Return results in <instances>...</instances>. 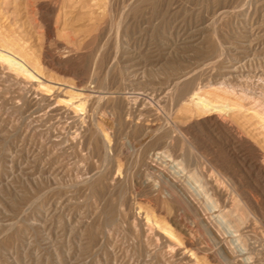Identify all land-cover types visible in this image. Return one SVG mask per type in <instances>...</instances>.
Returning <instances> with one entry per match:
<instances>
[{
  "label": "rangeland",
  "instance_id": "374dc122",
  "mask_svg": "<svg viewBox=\"0 0 264 264\" xmlns=\"http://www.w3.org/2000/svg\"><path fill=\"white\" fill-rule=\"evenodd\" d=\"M13 1L0 2V28L2 27L4 31L1 30L0 33L8 34L10 38L8 39L11 41H17L23 53L29 51L25 53L26 58L28 54L31 59H27L31 63L34 62L32 65L36 64V66H29L38 72L33 77L36 81L28 75H22L19 71L14 72L13 69L0 65V68L2 67L0 69V264H192L189 257L184 258L166 247L168 240L165 239L168 236L159 231L157 226L153 227L151 223H148L149 225L144 223L146 222L145 212L151 213L153 206L149 203L150 201L148 202L151 192L143 187V182L151 172L147 176L145 168L135 164L139 147L134 144L140 141L143 147H147L148 144V148H152L158 142L157 145L161 151L177 149L188 160L190 159V162L203 164L198 169L199 172L207 176L211 174L215 179L223 175H219L214 170L211 171L207 162L218 163L220 160L219 163L223 161L231 163V168L228 170L230 173H228L233 181L236 177H238L237 181H243L245 189L249 188L248 192L252 191V196H255L260 204L257 218L250 217L248 213L246 240H248V258L253 264H264V180L252 166L253 161L260 156L264 157V147L260 145L263 142L257 145L256 136L254 138L252 134L255 131L250 132L252 127L249 123L242 122L243 119L240 118L236 120L235 126L242 129L244 142L247 144L246 150H243L232 136L223 133L218 127L216 130L208 131L199 126L191 130L192 135L189 137L190 142L201 148V151L197 153L183 138L177 136L178 132L174 134L175 126L171 124L175 120L188 122L193 118L196 120L201 117L192 113L191 119V113L187 114L184 109L182 110L180 103L178 104L181 106L176 105L186 93L185 97L189 98L191 95L189 87L190 90L196 89L195 92L212 100H217V95L222 91L231 90L232 92L228 91V98L236 96V98L244 99L247 96L250 100L248 101L246 97L244 100L247 103L250 102V105L254 103V106L257 105L264 110V1ZM21 4L23 6H20ZM25 9L26 14L29 13L30 16H26ZM17 10L22 11L19 13ZM220 12L223 14L220 15ZM11 29H14L13 32ZM9 32L14 38L9 35ZM72 50L74 51L71 52ZM68 56H72V60H69L71 58H67ZM207 63L209 66L204 65ZM193 72H198L194 74L196 78ZM181 73L184 74L181 84L177 86L179 89L175 87L176 90L173 91L171 82L178 76L181 77ZM188 75L189 78L186 77ZM191 84H194L193 89ZM183 88H186L185 92ZM70 90L83 94V108H75L65 99V95L67 96ZM181 90L183 94L180 93ZM167 92L170 93L167 94ZM178 92L182 98L180 94H177ZM178 96L180 98H177ZM58 102L59 108H57ZM89 103L90 107H88ZM115 109H117L116 112ZM115 114L120 115L118 118L121 119L119 120ZM183 114L186 115L183 116ZM114 116L116 119L112 118ZM170 119L173 120L170 121ZM112 120L114 123H111ZM106 122L109 124L108 127ZM91 123L96 125L94 124L93 127ZM135 123L136 126H134ZM161 125L164 130L160 128ZM188 125L190 126L188 123L186 127H189ZM149 128L151 130L158 128L161 131L159 133L157 130V133L149 134ZM131 131L132 134H130ZM76 132L78 134H75ZM96 132L99 133L96 135ZM158 137H162L161 140ZM250 137H253V142ZM123 140H126V144ZM91 142H93L92 147ZM225 145L229 146L230 153L225 149ZM109 148L113 150H108ZM244 160L245 169H240L238 163ZM113 161L117 162L114 163L115 166ZM137 172L139 174H136ZM106 173L108 176L105 175ZM133 173L135 175H131ZM257 183L262 186L263 192L255 188ZM235 190L238 191L236 185ZM134 195L137 196L136 200ZM115 203L119 204V207L114 205ZM135 203H138L139 207ZM123 205H125L124 208ZM149 207L151 209L148 210ZM187 212L181 211V215L186 218L187 223H191L195 212L194 210ZM240 213L246 215L245 210H241ZM135 214L136 217H134ZM197 223L196 221L194 227L197 240L203 245L214 247L207 229ZM147 228L155 230L159 243L147 235L149 234Z\"/></svg>",
  "mask_w": 264,
  "mask_h": 264
},
{
  "label": "bare ground",
  "instance_id": "6f19581e",
  "mask_svg": "<svg viewBox=\"0 0 264 264\" xmlns=\"http://www.w3.org/2000/svg\"><path fill=\"white\" fill-rule=\"evenodd\" d=\"M3 1V0H2ZM2 1H0L2 3ZM16 0H14L13 2H15ZM33 1V0H32ZM39 1V0H38ZM43 1V0H41ZM59 1V0H58ZM73 1V0H72ZM78 1V0H77ZM82 1V0H81ZM101 1V0H100ZM264 1V0H263ZM18 2V0H17ZM26 2V1H25ZM24 2V3H25ZM37 2V0H36ZM70 2V1H69ZM110 2V1H109ZM0 3V4H1ZM23 3V4H24ZM35 3V2H33ZM58 3V2H57ZM80 3V2H79ZM88 3V2H87ZM15 4V3H14ZM17 4V3H16ZM30 4V3H29ZM32 4V3H31ZM41 4V3H40ZM43 4V3H42ZM25 5V4H24ZM56 5V4H55ZM59 4H57L58 6ZM69 5V4H68ZM77 5V4H76ZM92 5V4H91ZM151 5V4H150ZM155 5V4H154ZM20 6H23L22 4ZM41 6V5H39ZM48 6V5H47ZM46 6V8H47ZM74 6V5H73ZM78 6V5H77ZM88 6V5H87ZM98 6V5H96ZM15 7V5H14ZM13 7V8H14ZM33 7V6H32ZM105 7V6H104ZM26 8V6H25ZM52 8V7H51ZM50 8V9H51ZM129 8V7H128ZM17 9V6H16ZM18 9H20V7L18 6ZM22 9V8H21ZM24 9V8H23ZM28 9V8H27ZM31 9V8H29ZM76 9V8H75ZM103 9V8H102ZM121 9V8H120ZM35 10V9H34ZM53 10V9H52ZM55 10V9H54ZM85 10V9H83ZM94 10V9H92ZM131 10V9H130ZM16 11V10H15ZM20 11V10H19ZM17 10V12H19ZM22 11V10H21ZM20 11V12H21ZM41 11V10H40ZM75 11V10H73ZM81 11V10H80ZM198 11V10H197ZM220 11V10H219ZM1 12V10H0ZM19 12V13H20ZM68 12V11H67ZM84 12V11H83ZM105 12V11H104ZM137 12V11H136ZM14 14V12H12ZM18 13V14H19ZM41 13V12H40ZM64 13V12H63ZM17 14V13H16ZM15 14V15H16ZM25 14H26V9H25ZM80 14V13H79ZM85 14V13H84ZM223 12H220V15H222ZM1 15V14H0ZM3 15V14H2ZM8 15V14H7ZM11 15V14H10ZM29 15L26 14V16ZM31 15H33L31 13ZM105 15V14H104ZM132 15V14H130ZM165 15V14H164ZM226 15V14H225ZM25 16V15H24ZM30 16V15H29ZM68 16V15H67ZM103 16V15H102ZM34 17V16H33ZM70 17V16H69ZM36 18V16H35ZM43 18V17H42ZM41 15H40V19ZM45 18V17H44ZM49 18V17H48ZM78 18V17H77ZM99 18V17H98ZM107 18V17H106ZM15 19V18H14ZM64 19V18H63ZM88 19V18H87ZM1 20V19H0ZM18 20V19H17ZM24 20V19H23ZM35 20V19H34ZM102 20V19H101ZM132 20V19H131ZM6 21V20H5ZM12 21V20H11ZM49 21V20H48ZM58 21V20H57ZM111 21V20H110ZM19 22V21H18ZM51 22V21H50ZM90 22V21H89ZM88 22V23H89ZM11 23V22H10ZM29 23V22H28ZM39 23V22H38ZM41 23V22H40ZM44 23V22H43ZM47 23V21H46ZM228 23V22H227ZM252 23V22H251ZM5 24V23H4ZM12 24V23H11ZM9 24V25H11ZM66 24V23H65ZM64 24V25H65ZM146 24V23H145ZM14 25V24H13ZM47 25V24H45ZM50 25V23H49ZM68 25V24H67ZM74 25V23H73ZM216 25V24H215ZM3 26V25H2ZM5 26V25H4ZM12 26V25H11ZM22 26V25H21ZM20 26V27H21ZM39 26V25H38ZM89 26V25H88ZM101 26V25H100ZM107 26V25H106ZM24 27V26H23ZM51 27V26H50ZM49 27V28H50ZM102 27V26H101ZM4 28V27H3ZM22 28V27H21ZM21 28H19L21 30ZM48 28V27H47ZM120 28V27H119ZM6 29V28H5ZM9 29V28H8ZM30 29V28H29ZM110 29V28H109ZM2 29V27L0 28V31ZM13 32L14 29H11ZM17 30V29H16ZM105 30V29H104ZM7 32V31H6ZM39 32V31H38ZM25 33V32H24ZM30 33V32H29ZM47 33V32H46ZM28 34V33H27ZM8 34H1L0 33V65L5 66V68L8 69H13V71H19V73L21 72L22 75H28L29 77H35V75L37 74L36 69H31L29 65H32V63H34L32 61L27 59L31 57H28L27 54V58H26V54L29 51L23 53V49L21 48V45H17V41H11L9 40V36H7ZM10 35V32H9ZM16 35V34H15ZM95 35V34H94ZM12 37V35H10ZM25 36V35H22ZM31 36V35H30ZM178 36V35H177ZM16 37V36H15ZM38 37V36H37ZM9 38V39H8ZM14 38V36L12 37ZM11 38V39H12ZM24 38V37H23ZM39 38V37H38ZM88 38V37H87ZM17 39V38H16ZM15 39V40H16ZM89 39V38H88ZM87 39V40H88ZM102 39V38H101ZM85 40V39H84ZM32 41V40H31ZM30 41V42H31ZM34 41V40H33ZM22 42V41H21ZM25 42V41H24ZM23 42V43H24ZM29 42V43H30ZM34 43V42H33ZM28 44V43H27ZM35 44V43H34ZM79 44V43H78ZM84 44V43H83ZM259 44V43H258ZM30 45V44H29ZM69 45V44H67ZM219 45V44H218ZM66 46V44H65ZM86 46V45H85ZM32 47V46H31ZM221 47V46H220ZM249 47V46H248ZM23 48H25L23 46ZM27 48V47H26ZM69 48V47H67ZM33 49V48H32ZM25 50V49H24ZM27 50V49H26ZM25 50V51H26ZM224 50V49H223ZM74 50H72L71 52H73ZM222 51V50H221ZM75 53V52H74ZM222 53V52H221ZM68 54V53H67ZM70 54V52H69ZM57 55V54H56ZM73 55V53H72ZM223 55V54H222ZM54 56V55H53ZM58 56V55H57ZM62 56V55H61ZM76 56L77 53H76ZM75 56V57H76ZM39 57V56H38ZM59 57V56H58ZM72 56H68L67 58H71ZM192 57V56H191ZM213 57V56H212ZM219 57V56H218ZM218 57L216 58L218 60ZM239 57V56H238ZM33 58V57H32ZM60 58V57H59ZM66 58V57H65ZM78 59V57H76ZM84 58V57H83ZM41 59V58H40ZM58 59V58H57ZM211 59V58H210ZM214 59V58H213ZM34 61H36L35 59H32ZM60 60V59H59ZM62 60V59H61ZM69 60H72L69 59ZM207 60V59H206ZM74 61V60H73ZM208 61V60H207ZM219 61V60H218ZM217 61V62H218ZM37 62V61H36ZM31 63V64H30ZM68 63V62H67ZM102 63V62H101ZM38 64V63H37ZM74 64V63H73ZM77 64V63H76ZM213 64H215L213 62ZM105 65V64H104ZM204 65H208L204 64ZM32 66H36L32 65ZM209 66V65H208ZM207 66V67H208ZM39 67V66H38ZM200 67V66H199ZM203 67V66H202ZM201 67V68H202ZM205 67V66H204ZM2 68V67H1ZM0 68V69H1ZM4 68V67H3ZM198 69V68H197ZM204 69V68H203ZM205 69H207L205 67ZM3 70V69H2ZM41 70V69H40ZM104 70V69H103ZM195 70V69H193ZM232 70V68H231ZM234 70V68H233ZM12 71V70H11ZM198 72L200 70H197ZM5 72V71H4ZM88 72V71H87ZM86 72V73H87ZM190 72V71H189ZM197 72V73H198ZM202 72V71H201ZM3 73V72H2ZM17 73V72H16ZM20 73V74H21ZM196 73V72H195ZM193 72V76L195 74ZM196 73V74H197ZM18 74V73H17ZM43 74V72H42ZM182 74V73H181ZM184 74V73H183ZM183 74L181 77L178 76V78H176L175 80H173V83L171 87L173 91H175V87L179 86L182 82L183 79ZM227 74V73H226ZM19 75V74H18ZM22 75L20 76L22 78ZM40 75V74H39ZM85 75V74H84ZM186 75V74H185ZM43 76V75H42ZM46 76V75H45ZM52 76V75H51ZM50 76V77H51ZM174 76V75H173ZM177 76V74H176ZM192 76V74L190 75ZM189 75L186 77H190ZM197 76V75H196ZM41 77V75H40ZM175 77V76H174ZM195 77V76H194ZM193 77V78H194ZM43 78V77H42ZM52 78V77H51ZM187 78V79H188ZM196 78V77H195ZM194 78V79H195ZM9 79V78H8ZM34 79V78H33ZM55 79V78H53ZM86 79V78H85ZM191 79V80H194ZM19 80V79H18ZM17 80V81H18ZM29 80V79H28ZM32 80V79H31ZM30 80V81H31ZM36 80V79H34ZM44 79H42L43 81ZM67 80V79H66ZM87 80V79H86ZM37 81V80H36ZM46 81V79H45ZM49 81V80H48ZM167 81V80H166ZM165 81V82H166ZM185 81V80H184ZM34 82V81H33ZM39 82V81H38ZM47 82V81H46ZM58 82V81H57ZM72 82V81H71ZM188 82H190L188 80ZM193 82V81H191ZM35 83V82H34ZM103 83V82H102ZM169 83V82H168ZM187 83V82H186ZM194 83V82H193ZM263 83V82H261ZM36 84V83H35ZM43 84V83H42ZM46 84V83H45ZM50 84V83H49ZM55 84V83H54ZM60 84V83H59ZM76 84V83H75ZM188 84V83H187ZM198 84V83H197ZM196 84V85H197ZM28 85V84H27ZM37 85V84H36ZM40 86V84H38ZM56 85H58V83H56ZM61 85V84H60ZM66 85V84H65ZM73 85V83H72ZM171 85V84H170ZM192 85V84H191ZM238 85V84H237ZM2 86V85H1ZM43 86V85H42ZM64 86V85H63ZM98 86V84H97ZM183 86V85H181ZM180 86V87H181ZM194 84L191 86L193 89ZM200 86V85H199ZM242 86V85H241ZM34 87V86H33ZM48 87V86H47ZM66 87V86H65ZM76 88V86H74ZM73 87V88H74ZM82 87V86H81ZM84 87V86H83ZM162 87V86H161ZM160 87V88H161ZM166 87V86H165ZM164 87V88H165ZM184 87V86H183ZM186 87V86H185ZM51 88V87H50ZM55 88V87H54ZM68 88V87H66ZM103 88V87H102ZM178 88V87H177ZM187 88V87H186ZM185 88V89H186ZM200 88V87H199ZM38 89V88H37ZM60 89V88H59ZM62 89V88H61ZM70 89V88H69ZM86 89V87H85ZM98 89V88H97ZM113 89V88H112ZM163 89V88H162ZM169 89V88H168ZM175 89V90H174ZM179 89V88H178ZM181 89V88H180ZM185 89L183 88L184 92ZM203 89V88H201ZM200 89V90H201ZM225 89V88H224ZM28 90V89H27ZM48 89L46 88V91ZM54 90V89H52ZM51 90V91H52ZM76 90V89H75ZM79 90V89H78ZM84 90V89H83ZM183 90L180 91L181 94H183ZM188 90L191 92V95L189 96V98L185 97L182 98V95L178 92L177 94L181 96L182 99H178L179 102H177L176 105H180L182 107V110L184 109L187 114L189 113H193L196 114L197 116H201L200 118L198 117V119L196 118V120L193 118V120L190 121H186L183 122L181 120H175L173 121L171 124H174L175 126V132H178L180 136V138H183V140L189 145V147L195 151V152H200L201 148L196 146V144L194 145L192 142H190L189 137L192 135V129L194 127L198 128L199 126H201L202 128H205L208 131H212V130H216V128L218 127V129H220L223 133L227 134L228 136H232L234 138V140H236V143L239 144V146L243 149L246 150L247 149V144L244 142V135L242 133V129L240 130L237 126V122L236 120L242 118V122H247L249 123V125L252 127L250 128V132L251 131H255L254 133V138L256 136V141H257V145H259L258 143H262L260 144L262 145L261 147H264V110L260 109V107L258 108V106H254L250 105V102L247 103L246 97L244 99L242 98H228V94L229 92H232L231 90H224L221 93H219L217 95V100H212L206 96H202L199 92H195L196 89L190 90V87L188 88ZM199 90V89H198ZM37 91V90H36ZM57 91V90H56ZM86 91V90H85ZM92 91V90H90ZM162 91V90H161ZM172 91V92H173ZM209 91V90H208ZM217 91V89H216ZM229 91V92H228ZM247 91V90H246ZM48 92V91H47ZM63 92V90H62ZM67 92V91H66ZM69 92V91H68ZM88 92V91H87ZM110 92V91H109ZM171 92V91H170ZM170 92H167L170 93ZM188 92V93H190ZM58 93V92H57ZM96 93V92H95ZM159 93V92H158ZM244 93V92H243ZM66 94V93H65ZM176 94V95H177ZM233 94V93H232ZM231 94V95H232ZM264 94V93H263ZM64 95V94H63ZM89 95V94H88ZM154 95V94H153ZM160 95V94H158ZM170 95V94H169ZM168 95V96H169ZM24 96V95H23ZM163 96V95H162ZM175 95H173L174 97ZM243 96V95H242ZM58 97V95H57ZM65 99L69 102L72 103V106L74 105L75 108H81L83 106V94L79 93V92H75L70 90L69 94H67V96L65 95ZM85 97V96H84ZM171 97V96H169ZM172 97V98H173ZM241 97V96H240ZM159 98V97H158ZM166 98V97H165ZM177 98H180L179 96ZM251 98V97H250ZM57 99V98H56ZM60 99V98H58ZM63 99V98H61ZM86 99V98H84ZM100 99V98H99ZM175 99V98H174ZM248 99V97H247ZM78 100V101H76ZM92 100V99H90ZM94 100V99H93ZM112 100V98H111ZM177 101V99H175ZM252 100V98H251ZM255 100V99H254ZM64 101V100H62ZM97 101V100H96ZM175 101V102H176ZM248 101H250L248 99ZM257 101V100H256ZM264 101V99H263ZM91 102V101H90ZM108 102V101H107ZM169 102V101H168ZM262 102V101H260ZM51 102H49L50 104ZM57 103V101H56ZM88 103V102H87ZM110 103V102H109ZM180 103V104H178ZM251 103V104H252ZM96 104V103H95ZM261 104V103H260ZM17 105V104H16ZM59 105V102L57 104V108ZM62 105V104H61ZM66 105V104H65ZM85 105V104H84ZM87 105V104H86ZM98 105V104H97ZM112 105V104H111ZM174 105V104H173ZM262 105V104H261ZM56 106V105H55ZM69 106V105H68ZM119 106V104H118ZM263 106V105H262ZM51 107V106H50ZM53 107V106H52ZM62 107V106H61ZM66 107V106H65ZM71 107V106H70ZM90 107V103L89 106ZM113 107V106H112ZM173 107V106H172ZM178 107V106H177ZM49 108V107H48ZM56 108V109H57ZM68 108V107H67ZM83 108V107H82ZM87 108V107H86ZM129 108V107H128ZM31 109V108H30ZM54 109V107H53ZM52 109V110H53ZM65 109V108H63ZM62 109V110H63ZM69 109V108H68ZM67 109V110H68ZM73 109V108H72ZM113 109V108H112ZM47 110V109H46ZM61 110V111H62ZM71 110V109H70ZM85 110V109H84ZM88 110V108H87ZM117 109H115L116 112ZM175 110V109H174ZM178 110V108L176 109ZM69 111V110H68ZM81 111V110H80ZM89 111V110H88ZM113 111V110H112ZM120 111V110H118ZM144 111V110H143ZM71 112V111H70ZM79 112V111H77ZM76 112V113H77ZM178 112V111H177ZM189 112V113H188ZM49 113V112H48ZM52 113V112H51ZM57 113V111H56ZM61 113V112H60ZM176 113V112H175ZM182 113V112H181ZM180 113V114H181ZM185 113V112H184ZM42 114V112H41ZM46 114V113H45ZM69 114V113H68ZM74 114V112H73ZM80 114V113H79ZM114 114V113H113ZM112 114V115H113ZM117 114V113H116ZM115 114V116H116ZM124 114V113H123ZM130 114V113H129ZM142 114V113H141ZM140 114V115H141ZM190 117L192 119L193 114ZM57 115V114H56ZM72 115V113L70 114ZM68 115V116H70ZM85 115V114H84ZM176 115V114H175ZM186 114H183V116ZM55 116V115H54ZM75 116V115H74ZM78 116V113H77ZM112 117L113 119L115 118ZM120 117V115H118ZM118 116H116L118 118ZM124 116V115H122ZM134 116V115H133ZM142 116V115H141ZM76 117V116H75ZM85 117V116H84ZM137 117V116H135ZM178 117H179V113H178ZM182 117V116H181ZM188 117V115H187ZM88 118V117H87ZM92 118V117H91ZM111 119V117H110ZM109 119V120H110ZM116 119V118H115ZM119 119V118H118ZM121 119V118H120ZM119 119V120H120ZM124 119V118H123ZM122 119V120H123ZM133 119V118H132ZM136 119V118H135ZM145 119V118H144ZM157 119V118H156ZM188 119H190L188 117ZM103 120V119H102ZM106 120V118H105ZM134 120V119H133ZM173 119H170V121ZM199 120H201L199 122ZM113 121V120H112ZM124 121V120H123ZM132 121V120H131ZM129 121V122H131ZM98 122V121H97ZM102 122V121H101ZM105 122V121H104ZM136 122V121H135ZM148 122V121H147ZM236 122V123H235ZM244 122V123H245ZM110 123V122H109ZM111 123H114L111 122ZM110 123V124H111ZM116 123V122H115ZM132 123V122H131ZM158 123V122H157ZM164 123V122H163ZM190 124L189 127H186L187 124ZM235 123V124H234ZM243 123V124H244ZM81 124V123H80ZM95 124V123H94ZM93 124V125H94ZM108 123L106 122V125ZM117 124V123H116ZM115 124V125H116ZM119 124V123H118ZM139 124V123H138ZM141 124V123H140ZM139 124V125H140ZM159 124V123H158ZM92 125V123L90 124ZM92 125V126H93ZM96 125V124H95ZM94 125V126H95ZM105 125V123H104ZM128 125V123H127ZM130 125V123H129ZM137 125V127L139 126ZM146 125V124H145ZM156 125V123H155ZM239 125V123H238ZM248 125V126H249ZM66 126V125H65ZM68 126V125H67ZM71 126V125H70ZM93 126V127H94ZM109 126V124L107 125V127ZM136 126V123L135 125ZM133 126V127H134ZM153 126V125H151ZM157 126V125H156ZM169 126V125H168ZM247 126V125H246ZM247 126V127H248ZM100 127V126H98ZM111 127V126H110ZM109 127V128H110ZM126 128V126H124ZM123 127V128H124ZM131 127V126H130ZM129 127V128H130ZM140 127V126H139ZM164 127V126H163ZM239 127L241 128V126L239 125ZM246 127V128H247ZM102 128V127H101ZM114 128V125H113ZM132 128V127H131ZM146 128V127H145ZM148 128V127H147ZM154 128V127H153ZM162 128V125L160 127ZM170 128V127H169ZM201 128V129H202ZM245 128V127H243ZM40 129V128H39ZM73 129V128H72ZM98 129V128H96ZM127 129V128H126ZM142 129V128H141ZM144 129V128H143ZM160 129V131H161ZM101 130V129H100ZM103 130V129H102ZM101 130V131H102ZM118 130V129H117ZM121 130V129H120ZM124 130V129H123ZM133 130V129H132ZM136 130V129H135ZM158 130V128H155L154 130L149 128L148 133L152 134L153 132H156ZM164 130V129H163ZM162 130V131H163ZM248 129H246L247 131ZM92 130H90L91 132ZM98 131V130H97ZM106 130L104 129V133ZM110 131V130H109ZM115 131V130H114ZM125 131V130H124ZM128 131V130H127ZM138 133H140L138 130H136ZM160 131L158 130V132L160 133ZM173 131V129L171 130ZM198 131V130H197ZM201 131V130H200ZM82 132V131H81ZM85 132V131H84ZM87 132V131H86ZM108 132V130H107ZM121 132V131H120ZM144 132V131H143ZM142 134H146V132H144ZM169 132V131H167ZM203 132V130H202ZM62 133V132H61ZM92 133V132H91ZM94 133V132H93ZM99 132H96V135ZM102 133V132H101ZM113 133V132H112ZM118 133V132H117ZM129 133V131H128ZM127 133V134H128ZM134 133V132H133ZM157 133V132H156ZM155 133V134H156ZM173 133V132H172ZM209 133V132H208ZM211 133V132H210ZM214 133V132H213ZM219 133V132H218ZM75 134H78V132H76ZM88 134V133H87ZM110 134V133H109ZM115 134V132H114ZM132 134V131L131 133ZM129 134V135H130ZM137 134V133H134ZM133 134V135H134ZM166 134V133H165ZM170 134V133H169ZM204 134V133H203ZM222 134V133H220ZM245 134V133H244ZM248 134V133H247ZM250 134V133H249ZM248 134V135H249ZM65 135V134H64ZM95 135V136H96ZM100 135V134H99ZM104 135V134H103ZM113 135V134H112ZM111 135V136H112ZM129 135H126L127 137ZM154 135V134H153ZM172 135V134H171ZM195 135V133H194ZM209 135V134H207ZM204 135V136H207ZM218 135V134H217ZM92 136V134L90 135ZM101 136V135H100ZM99 136V137H100ZM116 136V134H115ZM138 136V135H135ZM156 136V135H155ZM159 136V135H158ZM162 136V135H161ZM176 136V135H175ZM197 136V135H196ZM219 136V135H218ZM223 136V135H222ZM227 136V137H228ZM126 137V138H127ZM131 137V135L129 136ZM139 137V136H138ZM141 137V136H140ZM163 137V136H162ZM161 137V138H162ZM194 137V136H193ZM247 137V136H246ZM93 138V137H91ZM95 138V137H94ZM104 138H108L104 136ZM103 138V140H104ZM118 138V137H117ZM160 137H158L159 139ZM160 138V140H161ZM171 138V137H170ZM202 138V137H201ZM221 138V137H219ZM253 139V137H250ZM88 139V137L86 138V140ZM90 139V138H89ZM111 139V138H109ZM108 139V140H109ZM113 139V138H112ZM111 139V140H112ZM132 139V137H131ZM147 139V138H146ZM155 139V138H154ZM173 139V138H172ZM171 139V140H172ZM224 139V138H223ZM231 139V137H230ZM92 140V139H91ZM107 140V139H105ZM107 140V141H108ZM116 140V139H115ZM134 140V139H133ZM145 140V139H143ZM149 140V139H148ZM159 140V141H160ZM182 140V142H183ZM228 140V139H227ZM102 141V139H101ZM124 141V140H123ZM122 141V142H123ZM126 141V140H125ZM124 141V143H125ZM128 141V140H127ZM132 141V140H131ZM155 141V140H154ZM254 139L251 141L253 142ZM88 142V141H87ZM133 142V141H132ZM136 142V141H135ZM157 142V141H156ZM162 142V141H161ZM165 142V141H164ZM176 142V141H175ZM197 142V141H196ZM200 142V141H199ZM231 142V141H230ZM104 143V142H103ZM107 143V142H106ZM111 143V142H110ZM115 143V142H114ZM123 143V144H124ZM158 143V142H157ZM157 143H155V145L152 146V148H148V144L147 147H143V143L138 142L135 143L134 145L136 147H139V153L136 155V160H135V164L141 165L142 167L145 168L146 170V174L148 176V173H150L145 181L143 182L144 185L143 187H146L150 192H151V197H148V202L152 204L153 209L151 210L152 212H145V217L144 219L146 220L147 225H149L148 223H151L154 226H157V229L161 232H163L167 237L168 242H166V247L170 248L174 253H178V255L182 256V257H189L190 258V262L192 264H253V262L248 258V240H246V235L248 236V234H246L247 231V220H248V213L250 215V217L254 216L255 218H257V212L259 209V201H257L255 199V196L253 197L251 192H248V189H245L244 186V182L240 181V180H236L238 177H236L233 181V178L229 175V169L231 168V163L225 162L223 161V163H219L220 160H218L219 162H207V164H209L208 166L211 168V171L214 170L215 172L219 173V175H223L220 176L219 179H215L213 178V176H211V174L209 176L204 175L203 172H199L200 170V166L203 164H199L197 162L192 163L188 160V158H186L185 155H183L182 153H180V151H178L177 149H172L169 151H161L160 147L157 145ZM177 143V142H176ZM202 142H200L201 144ZM228 143V142H227ZM91 147L93 142L90 143ZM122 144V145H123ZM126 144V143H125ZM146 144V143H145ZM203 144V143H202ZM225 144V143H224ZM229 144V143H228ZM237 144V146H238ZM110 145V144H109ZM116 145V144H115ZM128 145V144H127ZM130 145V144H129ZM133 145V144H132ZM181 145V144H180ZM254 145V143H253ZM99 146V145H98ZM108 146V144H107ZM118 146V145H117ZM134 146V147H135ZM161 146V145H160ZM166 146V145H165ZM168 146V145H167ZM172 146V145H171ZM183 146V145H182ZM205 146V145H204ZM207 146V145H206ZM236 146V147H237ZM90 147V148H91ZM105 147V145H104ZM112 147V146H111ZM126 147V146H125ZM131 147V146H130ZM135 147V148H136ZM202 147V146H201ZM95 148V147H93ZM92 148V149H93ZM106 148V147H105ZM133 148V146H132ZM134 148V149H135ZM207 148V147H204ZM234 148V147H233ZM260 148V147H259ZM112 148H109L108 150H111ZM118 149V148H116ZM124 149V148H123ZM122 149V150H123ZM126 149V148H125ZM164 149V148H163ZM167 149V148H166ZM225 149L227 150L228 153H230V149L228 145H225ZM100 150V149H99ZM105 150V149H104ZM107 150V149H106ZM107 150V154L109 153ZM113 150V149H112ZM130 150V149H129ZM133 150V149H131ZM165 150V149H164ZM208 150V149H207ZM234 150V149H233ZM255 150V149H254ZM262 150V148H261ZM94 151V149H93ZM128 151V150H127ZM136 151V150H134ZM138 151V150H137ZM203 151V149H202ZM223 151H225L223 149ZM188 152V151H187ZM210 152V151H209ZM212 152V151H211ZM244 152V151H243ZM263 152V151H262ZM94 153V152H93ZM97 153V152H96ZM105 153V151H104ZM113 153V151H112ZM111 153V154H112ZM226 153V155L228 154ZM264 153V152H263ZM99 154V153H97ZM106 154V153H105ZM115 154V152H114ZM113 154V155H114ZM133 154V153H132ZM135 154V152H134ZM133 154V155H134ZM100 155V154H99ZM104 154H102L103 156ZM112 155V157H113ZM121 155V154H119ZM224 155V154H223ZM61 156V155H60ZM98 156V155H97ZM107 156V155H106ZM111 156V155H110ZM117 156V154H116ZM135 156V155H134ZM211 156V155H210ZM215 156V155H214ZM232 156V155H231ZM260 156V154H259ZM115 157V155H114ZM248 159V156H246ZM255 157V156H254ZM257 157V156H256ZM129 158V157H128ZM133 158V157H132ZM201 158V157H200ZM219 158V157H217ZM232 158V157H231ZM235 158V157H234ZM233 158V159H234ZM113 159V158H112ZM118 159V158H117ZM221 159V158H220ZM244 159V157H243ZM242 159V160H243ZM252 159V158H251ZM124 160V158H123ZM253 160V159H252ZM107 161V160H106ZM122 161V159H121ZM126 161V160H125ZM131 161V159H130ZM133 161V160H132ZM205 161V160H204ZM222 161V159H221ZM231 161V160H230ZM116 162V161H115ZM113 161V164L115 163ZM206 162V161H205ZM237 162V161H236ZM107 163V162H106ZM117 163V162H116ZM119 163V162H118ZM131 163V162H130ZM61 164V163H60ZM127 164V163H126ZM134 164V165H135ZM245 160L244 162H239L238 163V167L240 169H245ZM248 164V163H247ZM251 164V163H250ZM113 166V165H112ZM111 166V167H112ZM115 166V164H114ZM122 166V165H120ZM127 166V165H126ZM140 166V167H141ZM234 166V165H233ZM248 166V165H247ZM253 168L256 170L257 174L264 180V157L260 156L258 159H256L255 161H253L252 164ZM141 167V169H142ZM121 168V167H120ZM134 168V167H133ZM136 168V167H135ZM112 169V168H111ZM123 169V168H122ZM140 169V170H141ZM129 170V169H127ZM109 171V170H108ZM122 171V170H121ZM130 171V170H129ZM213 171V172H214ZM233 171V170H232ZM231 171V172H232ZM99 172V171H98ZM107 172V171H106ZM115 172V171H113ZM212 172V173H213ZM229 172V173H228ZM234 172V171H233ZM252 172V171H251ZM111 173V172H109ZM125 173V172H124ZM129 173V172H128ZM127 173V174H128ZM216 173V174H217ZM126 174V173H125ZM123 174V175H125ZM136 174H139L138 172ZM142 174V173H141ZM243 174V173H241ZM249 174V173H248ZM256 174V175H257ZM107 175V173L105 174ZM122 175V176H123ZM131 175H135L134 173ZM143 175V174H142ZM155 175V176H154ZM237 175V174H236ZM103 176V175H102ZM108 176V175H107ZM111 176V175H109ZM115 176V174H114ZM118 176V175H117ZM93 177V176H92ZM141 177V176H140ZM117 178V177H116ZM128 178V177H127ZM126 178V179H127ZM217 178V177H216ZM111 179V178H110ZM121 179V178H120ZM123 179V178H122ZM121 179V180H122ZM129 179V178H128ZM244 179V178H243ZM242 179V180H243ZM257 179V178H256ZM91 180V179H90ZM124 180V179H123ZM135 180V179H134ZM140 180V179H139ZM258 180V179H257ZM256 180V181H257ZM118 181V180H117ZM130 181V180H129ZM133 181V180H132ZM131 181V183H132ZM105 182V181H104ZM126 182V181H125ZM138 182V180H137ZM115 183V182H114ZM128 183V182H127ZM126 183V184H127ZM134 183V182H133ZM103 184V183H102ZM118 184V183H117ZM122 184V183H121ZM125 184V185H126ZM130 184V183H129ZM137 184V183H135ZM134 184V185H135ZM249 184V183H248ZM253 184V183H251ZM114 185V184H113ZM111 185V186H113ZM120 185V183H119ZM235 185L236 188H238V191L235 190ZM247 187V184H245ZM100 186V185H99ZM109 186V185H108ZM115 186V185H114ZM132 186V185H131ZM136 186V185H135ZM249 186V185H248ZM104 187V184H103ZM119 187V186H118ZM139 187V186H138ZM99 188V187H98ZM108 188V187H107ZM113 188V187H112ZM115 188V187H114ZM132 188V187H131ZM140 188H142L140 186ZM145 188V189H146ZM255 188L259 191H262V186L260 184H256ZM102 189V188H101ZM122 189V188H121ZM133 189V188H132ZM135 189V188H134ZM137 189V188H136ZM111 190V189H110ZM119 190V189H118ZM145 190V191H148ZM121 191V190H120ZM127 191V190H125ZM132 191V190H131ZM130 191V192H131ZM141 191V190H139ZM144 191V192H145ZM148 191V193H149ZM124 192V190H123ZM122 192V193H123ZM137 192V191H136ZM135 192V193H136ZM258 192V191H257ZM263 192V191H262ZM110 193V191H109ZM134 193V194H135ZM254 193V192H253ZM259 193V192H258ZM118 193H116L117 195ZM125 194V192H124ZM138 194V193H137ZM142 194V191H141ZM115 195V196H116ZM130 195V194H129ZM114 196V195H113ZM125 196V195H124ZM135 196V200H136V195ZM107 197V196H106ZM109 197V196H108ZM144 197V196H143ZM146 197V196H145ZM116 198V197H115ZM141 198V195H140ZM123 199V196H122ZM121 199V200H122ZM134 199V197H133ZM145 198H143L144 200ZM119 200V199H118ZM125 200V198L123 199ZM139 200V199H138ZM141 200V199H140ZM117 201V200H116ZM129 201H131L129 199ZM134 201V200H133ZM132 201V202H133ZM262 201V200H261ZM123 202V201H122ZM128 202V201H127ZM121 203V201H120ZM129 203V202H128ZM127 203V204H128ZM142 203V200H141ZM130 204V203H129ZM132 204V203H131ZM134 204V203H133ZM143 204V203H142ZM114 205H117V203H115ZM121 205V204H120ZM135 205H138V203ZM119 207V204L117 205ZM128 206V205H127ZM126 206V207H127ZM263 206V205H262ZM117 207V208H118ZM125 207V205H123V208ZM133 207V206H132ZM139 207V205L137 206ZM141 207V206H140ZM141 208H144L143 206ZM262 208V207H261ZM119 209V208H118ZM122 209V208H120ZM128 209V208H127ZM146 209V207L144 208ZM151 209L150 207L148 208V210ZM263 209V208H262ZM114 210V208H113ZM112 210V211H113ZM116 210V209H115ZM142 210V209H141ZM189 210H194V220L192 219L191 223H187L186 218L183 217L181 215V211H188ZM241 210H245V216L243 215V213L241 214L240 211ZM124 211V209H123ZM134 211V209H133ZM137 211V209L135 210ZM144 211V210H142ZM147 211V210H145ZM116 212V211H115ZM131 212V211H130ZM187 212V213H188ZM262 212V211H261ZM103 213V212H102ZM120 213V212H119ZM136 213V212H135ZM142 213V212H140ZM144 213V212H143ZM115 214V213H114ZM118 214V212H117ZM122 214V213H121ZM128 214V213H127ZM131 214V213H130ZM139 214V213H138ZM263 214V213H262ZM116 215V214H115ZM243 215V216H242ZM119 216V215H118ZM134 216V215H133ZM132 216V217H133ZM144 215H142L143 217ZM264 216V215H263ZM126 215H125V219H126ZM136 217V214L135 216ZM138 217V216H137ZM192 217V218H193ZM118 218V217H117ZM196 218V219H195ZM134 219V218H133ZM141 219V218H140ZM128 220V218H127ZM254 220V219H253ZM113 221V220H112ZM119 221V220H118ZM130 221V220H129ZM137 221V219H136ZM196 221L200 224L203 225L204 228L207 229L208 234L210 236V240H212L214 242V247L208 246V245H203V243H200L197 240V237L195 236V231H194V227L196 225ZM257 221V219H256ZM10 223V222H9ZM132 223V221H131ZM140 223V220H139ZM197 223V224H198ZM217 223V224H216ZM136 224V223H135ZM142 224V223H141ZM199 225V226H200ZM135 226V225H134ZM140 226V225H139ZM138 226V227H139ZM141 227V226H140ZM148 227V226H147ZM201 227V226H200ZM249 227V226H248ZM134 228V227H133ZM136 228V227H135ZM145 229V228H144ZM143 229V230H144ZM156 229V230H157ZM202 230V228H200ZM199 229V230H200ZM135 230V229H134ZM147 231H149L147 235H150V237L152 239H156L155 241H157V234L155 232V230L153 228H147ZM198 230V229H197ZM126 232V231H125ZM141 232V231H140ZM203 232V231H202ZM201 232V233H202ZM145 233V232H144ZM143 233V234H144ZM207 233V232H206ZM142 234V233H141ZM205 234V233H204ZM136 235V234H135ZM146 235V234H145ZM197 235V234H196ZM203 235V234H202ZM207 235V234H206ZM131 236V235H130ZM204 236V235H203ZM208 236V235H207ZM206 236V237H207ZM137 238V237H136ZM142 238V237H141ZM166 238V237H165ZM208 238V237H207ZM206 238V239H207ZM141 240V239H140ZM209 240V239H208ZM209 240V241H210ZM154 241V240H153ZM145 242V241H144ZM158 242V241H157ZM206 242V241H205ZM204 242V243H205ZM156 243V242H155ZM159 243V242H158ZM157 243V244H158ZM208 243V242H206ZM205 243V244H206ZM156 244V245H157ZM143 246V245H142ZM151 246V245H150ZM159 246V245H158ZM147 248V247H146ZM252 248V247H251ZM162 250V249H161ZM250 250V249H249ZM150 252V251H149ZM251 252V250H250ZM142 253V252H141ZM157 253V252H156ZM252 255V254H251ZM156 256V255H155ZM158 256V255H157ZM176 257V256H175ZM260 259V258H259ZM257 259V260H259ZM181 260V258H180ZM254 261V260H253ZM141 263V262H140Z\"/></svg>",
  "mask_w": 264,
  "mask_h": 264
}]
</instances>
